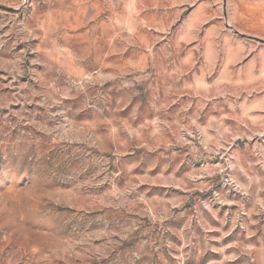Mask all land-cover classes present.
<instances>
[{"label": "rangeland", "instance_id": "374dc122", "mask_svg": "<svg viewBox=\"0 0 264 264\" xmlns=\"http://www.w3.org/2000/svg\"><path fill=\"white\" fill-rule=\"evenodd\" d=\"M0 264H264V0H0Z\"/></svg>", "mask_w": 264, "mask_h": 264}]
</instances>
